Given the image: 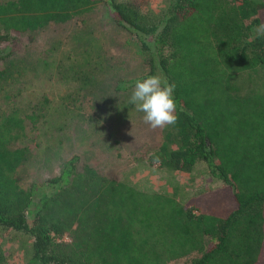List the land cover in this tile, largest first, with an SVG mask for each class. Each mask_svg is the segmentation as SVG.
Returning <instances> with one entry per match:
<instances>
[{"label": "trees", "instance_id": "trees-1", "mask_svg": "<svg viewBox=\"0 0 264 264\" xmlns=\"http://www.w3.org/2000/svg\"><path fill=\"white\" fill-rule=\"evenodd\" d=\"M100 3L135 37L143 78L176 85L179 122L161 129L159 159L147 163L176 174L202 164L221 184L180 202L78 170L71 156L22 187L16 172L30 152L15 144L40 114L12 108L0 115V239L26 236L27 264H264V0H168L159 15L125 0L5 1L0 45Z\"/></svg>", "mask_w": 264, "mask_h": 264}, {"label": "rangeland", "instance_id": "rangeland-1", "mask_svg": "<svg viewBox=\"0 0 264 264\" xmlns=\"http://www.w3.org/2000/svg\"><path fill=\"white\" fill-rule=\"evenodd\" d=\"M5 1L11 0H0ZM125 1L157 15L168 2ZM10 51L0 61V115L12 108L40 114L34 130L15 144L30 152L16 172L20 186L57 175L71 156L78 170L86 165L108 179L180 202L220 186L202 164L176 174L147 163L161 129L149 128L128 98L148 67L135 37L114 23L104 3L64 24L20 36L14 47L0 45V56ZM0 243L8 264H27L26 236L6 231Z\"/></svg>", "mask_w": 264, "mask_h": 264}, {"label": "clouds", "instance_id": "clouds-1", "mask_svg": "<svg viewBox=\"0 0 264 264\" xmlns=\"http://www.w3.org/2000/svg\"><path fill=\"white\" fill-rule=\"evenodd\" d=\"M264 36V25L257 30ZM176 85L157 75H149L135 82L128 103L142 113V121L151 129L175 128L179 122L178 103L175 97ZM153 158L159 157L153 153Z\"/></svg>", "mask_w": 264, "mask_h": 264}]
</instances>
